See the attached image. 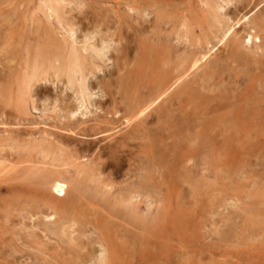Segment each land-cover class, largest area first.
I'll use <instances>...</instances> for the list:
<instances>
[{
    "label": "rangeland",
    "instance_id": "rangeland-1",
    "mask_svg": "<svg viewBox=\"0 0 264 264\" xmlns=\"http://www.w3.org/2000/svg\"><path fill=\"white\" fill-rule=\"evenodd\" d=\"M84 1L86 3L84 2L83 6H77L73 2L65 5L64 15L70 16L73 13L71 15L73 16L76 13L78 14H76L78 23L74 26V28L76 29L74 32L75 36L77 37L76 38L74 36V33L72 37L68 36V33H66L63 29L61 30L59 27H57V25L54 24L53 20H49L51 23L48 20L47 22H45L46 17L41 13H44V8L43 10H41L39 0H0V17L2 16L0 18V35L2 36L0 37V154L4 153L3 150H1V146L3 144H11V142L14 141V147H16L15 149L13 148L12 150L6 151V154H8L6 157L7 160L10 158V162L13 161L11 163L13 165V169L7 173H0V248L2 249V253H0V255L2 254V256H0V264H88L89 261L92 260V257L96 256L99 251L98 241L100 239H102L103 242H112L116 245L115 250L113 247H110L111 251H113L111 254L112 258L110 259V264H264V58L260 57L264 54V51L262 52L260 49H258L261 52L256 51V53L252 56V51L254 50V45H252L254 44L253 42L250 45H241V50L240 48H236L234 50L231 49L229 43L216 44V39L209 36V38H211L209 39L208 46H211L210 43H212L211 47L213 49L209 52V59L206 58V62L205 60H202L205 67L204 65H202L195 72L180 81L178 85L174 86L175 91L171 92L172 96L169 100H174V142H178V140L179 142L177 144H173V146L171 147V141H168V139H163L164 141L162 144H160V140H155V143H157V145L159 146V152L161 151L160 153L162 154H157V157L159 158L155 157L156 159L153 160L157 169H153L155 168L154 164H152L153 167L149 164V166L147 167V171H139L140 173L147 172L143 177L149 179L148 182L152 183V186L155 187L156 191L154 190V194L150 193L148 195V198H141L142 203H139V205H141H138L139 210L137 211L140 213V215L147 216L148 218H158L159 216H161L162 219H158L155 222H149L145 224L129 220V218L124 215V217L119 216L120 219L115 218L116 221H113L114 218L112 217L109 218L110 220L105 219V217H107V215L109 214L108 212L116 209L118 205L114 204L111 201V198H109V193H111L112 189L108 193L103 186H99V184H97L95 181H99V179L107 180L108 177H110L115 179H112V183L114 187H116L118 185H123L124 181H129V175H132L134 171H132L133 169L128 168L125 161L122 162L121 166L114 167V171H112L111 166L110 169H103L104 167L102 166V168H100L101 170L98 171V167L101 166L95 164H98L101 161L104 162L105 159H96L93 155L94 153H91L90 151L82 152L84 155L80 153L79 160L76 159L74 161L81 162V164H88L92 168V170H90V173H94L97 176H94V181L83 178V176L81 177V179L84 180L81 181L82 186L88 191L92 190V192H96L95 197L97 200L90 202V204L92 205L88 204L89 212L86 214V216L88 215V219L90 218L89 222L85 220L86 223L79 224V226L75 225L70 229L67 228V233L70 232V230L74 229L78 232L74 230V233L72 232L73 234H65V239L63 240V236L61 241H59V239L55 237L56 235L49 232L52 228H56L57 224L55 227H53L54 225H51L48 221L42 220L39 214L32 215L29 218V214L26 213V211L29 210L30 212H35L38 207L44 208L43 204H41L40 202L41 198L46 199L51 195L49 189L41 184V177L45 172L55 167H52L49 164L48 157L42 158V155L38 152L40 148H46L49 153L51 152V155H49L52 156L55 155V152L57 153V151L53 148V145H55L56 142H59L57 141L58 138H60L59 140L68 141L72 138L76 143H78V145L80 144L81 146H83L84 144L87 146L88 143L93 142L98 144L99 146H103V144L106 145V143L110 144V142L112 143V140H108V138L103 139L102 136H100L102 138L101 139L100 137H97L99 135L94 136V138L91 137V139L84 136L83 139L80 134H78V136H74L73 134L71 135L64 131V123L67 122V116H69V114L67 115V113L56 109L58 107L57 101L55 103V110L52 109L56 96H60L59 98L62 97L61 99L63 101L69 99L71 105H73L74 107L79 104L76 100V96L73 90L66 87L61 80H54L52 82L51 80H48L43 83L32 85L35 86L33 88L31 87L30 89L32 90L30 91L32 93H30L32 97L29 98L30 96L26 94L24 96V101L18 102L19 100L17 99L16 94L18 89L17 83L19 79L17 75L21 73L30 57H32L33 51L36 48L37 44L45 40L46 35L44 37V34L46 33L42 31L44 30V27L50 32V34H52L53 36L55 35V38L59 37L57 38V40L65 42V40H67L68 38V42L75 40V42H78L77 46H80L84 39V36L87 35L86 32L93 29L92 27L94 24L92 25L91 23H99V27L97 29H99L100 31L96 30V35L91 38V40L89 39V42L86 41V44L91 43V41L94 44H98L101 40H107L109 38L111 44H109L110 47L107 52L108 54L104 56V58H106L105 60H103L104 58H92L91 49L89 48L88 44H85L86 47H88V50L83 51V54L85 53V55L87 56L90 55L89 57H91L95 65L98 66V69L95 72V77L90 78V80L92 79V81L105 80V78L107 79L109 71L113 69V66L115 67V62L112 57L118 53L120 42H123V44L126 43L125 45L128 46V49L126 50L128 52V55H126V58H131L132 55L136 53V46H134L136 45L135 42L137 41L142 44L141 42L144 34L147 35V33L144 32H147V27L152 26L153 24V26H155L152 30V32L155 33L154 38H158L153 42L159 44H163L164 42L165 44H172V48H174L175 46H177V48H182L184 46L186 48V52L189 51V49L191 50L193 46L188 43L187 39L183 35L184 27H181L182 23L187 25L190 20L191 26L189 25L190 23L187 26H189V28L191 27L190 29L191 34L193 35V39H197L198 37L203 38L204 36L209 35V32H215L213 29L218 27V25L216 26V24H214L215 27H212V25H210V27L208 26L206 19H204L202 16L204 14V6L201 4V2H199V0ZM149 1L163 2L164 6L162 9H164V11L166 12L164 16H161V18L159 19L156 18V20L153 21V13L149 14V12H145V14L141 15V13H139L138 11L127 12V6L129 5L141 11L149 8L148 10L150 11L151 8L148 7L147 4ZM242 2L243 0H240L239 3L235 4V6L233 4L228 5L225 12H237L236 10H238V7L240 6L239 4H242ZM263 4L264 2H261L260 4H257L255 6H253V4H249L248 6H246V9L250 10L248 12L249 17H252V14L257 10V8H259ZM37 5L39 6V8ZM136 5H138L139 7ZM229 6H231V8ZM232 6L234 8H232ZM39 10H41L40 13L42 17L38 15ZM34 11L37 13L34 14ZM6 13H9V15L6 16ZM83 13H85L84 16ZM43 16L45 19L43 18ZM6 17H9V19L7 20ZM36 18L39 20H37ZM86 18H88L89 20L87 19V21ZM102 18H104V20ZM158 20H160L162 23ZM81 21L84 22L82 23ZM47 23L49 25H47ZM155 23L159 24L156 25ZM11 26L12 28H10ZM36 26L38 27V29L41 28V30H36ZM220 26L221 25H219V27ZM248 26H251V24H242L241 26L238 25L235 26L234 29L236 31H239L241 27L246 28ZM52 27L53 29H55L53 30ZM198 27L200 29H198ZM83 28H85L84 31L82 30ZM138 28L140 29L136 31V29ZM10 30L12 32H10ZM81 30L83 34H81L82 32H80ZM263 31L260 33L262 34ZM40 32L41 34H43L41 35ZM55 32H61V36H57ZM137 32L141 33L140 36ZM13 33L15 35H12ZM206 33L207 35H205ZM106 34L108 35V37L105 36ZM134 34L137 37H135ZM7 36H9L10 38ZM38 36L41 41H38ZM131 36L134 37L135 42L134 40H131L133 39V37ZM36 37L37 40L35 42ZM100 37L104 38L101 39ZM123 37L124 39H127L128 37V39L125 41ZM2 38L3 42L1 41ZM79 38H82V41ZM118 38H120L121 40H119ZM167 38L169 39V41ZM262 39H264V37ZM33 41L35 46L33 45ZM128 41H130V43ZM131 41H133L134 43H131ZM166 41H168V43ZM75 42L74 44L76 45ZM115 43L119 47L116 46ZM128 44H133V47L131 46L130 48V45ZM228 44L230 47L228 46ZM245 46L249 47L246 48ZM250 46L252 48L251 50ZM261 46L264 48V44ZM114 48L115 50H113ZM205 49L206 47H204V50ZM22 50L24 52H22ZM131 51H133V53ZM247 51L249 52V54L247 53ZM238 52H240V55L238 54ZM130 55L131 57H129ZM237 56L240 58H238ZM110 57L111 59H109ZM245 58L248 60L246 61ZM255 58H257V61ZM259 58L260 62L258 61ZM239 59H241L242 62ZM224 61L226 64L224 63ZM209 63H211L212 65ZM7 64L9 65L7 66ZM215 65L217 66L215 67ZM12 66L15 68H13ZM201 68L204 69V71L207 68L208 70H210L211 68L212 70L214 69L215 73L223 78L222 80L225 79V84L222 83L219 88H214L215 91L204 90L203 88H201L203 82L199 79V76L204 73ZM225 69L227 74L225 72ZM232 69L233 72L230 71ZM232 74L234 77L232 76ZM246 76L247 79H245ZM239 78H241V80L244 78L246 81L244 79L243 81H240ZM258 79L259 81H261H256ZM240 82L241 85H239ZM259 83L261 84V86ZM228 84L230 85L228 86ZM234 86L235 88H233ZM182 87L186 88V94H183V92L181 93V90H184L182 89ZM99 90V88L95 89L94 94L99 96ZM60 92H62L61 95ZM193 93L201 97L204 96L203 98L205 99L203 101H201L200 98L195 99L192 103L187 99V97L189 94ZM42 94L45 95L42 96ZM98 96L94 97L98 99ZM73 97H75V99ZM32 98L34 99V102ZM96 98L92 99V104L95 103V101L97 100ZM250 99L254 100V102L250 101ZM256 99L258 100L257 102ZM207 102H209V106L207 105ZM255 102L258 104H256ZM51 103L53 104L51 105ZM165 103L166 101L162 102L160 107H163ZM92 104H85V108L84 106H80L75 113V116L68 118H70L73 122L77 120L75 123L79 121H88V123H92V119L97 114V110L92 107L94 106ZM199 104L202 107H200ZM252 107L256 109H253ZM49 109L51 111H49ZM217 115H219V117ZM228 121H230V123ZM213 128H215L216 130ZM116 129L119 132L112 134L110 137H117L121 134V131L125 130L123 126H119V128ZM191 132L194 133L191 134ZM190 136H192V138ZM78 138L80 139L79 141ZM54 139H56V142L53 141ZM233 139H236L237 141ZM25 142H32L31 146L26 143V146H29L27 147V149H22L21 146L19 147V145H25ZM132 142H138V140ZM70 147L71 145H69L68 147H63L64 154H66L65 158H67L68 156H72V153L68 152V149H70ZM204 151L207 153H205ZM65 152H67L68 154ZM175 152H177V154H175ZM180 153L182 156L180 155ZM172 154L174 155L172 156ZM173 157H175L176 160ZM186 157H190L191 160L189 159V161H185L184 159ZM161 158L164 160V162L161 161ZM179 159L182 160L180 161ZM68 160L67 162L69 163L70 159ZM157 160L159 161V164L156 162ZM2 164H8V162L3 161ZM93 165H95V167ZM165 165L167 166V168ZM180 165L183 167L182 171H180ZM160 168L162 169L160 170ZM32 169H34L35 171ZM68 169H70V167ZM178 169L179 171H177ZM137 172H135V174H137ZM107 173L111 175L107 176ZM150 173H152L153 176ZM152 178H154V181L152 180ZM162 187L164 189H162ZM158 188L160 190H157ZM71 189L72 185L69 184L67 191L68 196L73 193V189L72 193ZM148 199H151V203ZM94 202L98 205H96ZM80 203V206L71 210L65 202L64 212L66 213L64 215L67 216L71 213L76 212L80 214L79 211H84L86 208L84 200ZM148 205L151 207H149ZM147 207L150 209L147 210ZM148 212L151 213L149 214ZM23 218L25 219L23 220ZM21 220L24 223L28 222L25 224L33 226L34 224H37L35 226L36 229L34 227L29 228L28 225L27 230L26 228H21ZM132 222L137 224V226ZM44 226L45 229H43ZM112 226L115 230H113ZM31 229L33 231H31ZM46 230L49 235L46 233ZM29 231L32 233H30ZM81 233L83 234L81 235ZM70 235L74 238L78 237V240H80L78 241L80 247L82 246V248H86L82 250L79 248V245L77 246L73 244V249L69 250V247L72 244L69 241ZM45 236L49 237H47L48 242ZM49 242L50 245L48 244ZM92 242L93 244H91ZM20 243H23L24 246L22 247V244L20 245ZM123 245L125 246V248ZM117 247L119 248L117 249ZM12 248L15 249L11 250ZM95 248L97 249V251ZM85 252H87L86 256L89 254L88 257H86L88 259L82 261L79 258L84 255ZM79 253H81L82 255H80ZM74 256L75 258H73ZM69 257H71L72 259Z\"/></svg>",
    "mask_w": 264,
    "mask_h": 264
},
{
    "label": "bare ground",
    "instance_id": "bare-ground-1",
    "mask_svg": "<svg viewBox=\"0 0 264 264\" xmlns=\"http://www.w3.org/2000/svg\"><path fill=\"white\" fill-rule=\"evenodd\" d=\"M40 1V7L41 10H43L44 8V13L41 12V10L38 11V15L41 16L44 14V16L46 17L45 22H47V20H53L54 24L57 25V27H59L61 30L63 29L66 33H68V36L72 37L73 33L75 32V24L78 23V18L76 17V14L73 16H66L65 14V5L73 2L74 4L78 5H82L84 4V0H39ZM123 2V1H122ZM199 2H201V4L204 6L203 8V18L206 19L208 26L210 27V25H212V27H215L214 24H216V26L218 25V27L214 28L213 30L215 32H209V35H207V33L203 38H197V39H193V35L191 34V27L189 28V26H187L190 23L186 25L184 23H182L181 27H184L183 31V35L184 37L187 39L188 43H190L193 48L189 51L186 52V48L183 46H181L182 48H177V46H175L174 48H172V44H165V42L163 44H159L156 42H153L156 37L154 38V32H152L153 28L155 26H149L147 27V33L144 34L143 39H142V44H140L139 42H135L134 37L131 40H134V42L136 43V53H134V55H131L129 57L131 58H126V55H128V52L126 51L128 49V46H126L125 44H123V42H120V48L119 51L116 55H114L112 58L115 62V67L113 66V69H111V71H109L108 73V77L107 79L105 78V80H99V81H92V79L90 80L91 77H95V72L98 69V66L95 65V63L93 62L92 58L97 57L98 59H103L104 56L106 54H108V50L111 44L110 42V38L109 39H105V40H101L98 44H94L92 43H87L89 48L91 49V53H92V58L85 55V53L83 54V51L88 50L86 47V41L89 42L88 40L91 38H93L96 34V30L99 27V23L97 22H93L91 23L93 25V29L89 30L87 33V35L84 36V39L80 45L77 46L78 42H75V40L73 41L72 38L70 41L68 42L67 40H69L67 38V40H65V42H61L59 40H57V38H55L52 34H50V32L45 29L42 30L44 33V37L45 40L43 42H40L39 44H37L36 48L33 51L32 57H30V59L28 60V62L26 63V65L24 66V68L22 69L21 73L18 74V89H17V99L19 100L18 102H22L24 101V96L26 94H28L31 98L32 96L30 95V90L31 87H35L32 85L35 84H39V83H43L45 81L51 80L52 81H62L64 83V85L68 88H70L71 90H73L75 96H76V100L78 101V104L76 107H74L73 105H71L70 100L68 101L67 99L65 101H63L61 98H59L60 96H56L55 100H54V104L51 103L52 109L55 110V103L56 101L58 102V107L56 108L59 111H63L64 113H67V115L69 114V116H67V122L64 123V131L69 133V134H73L74 136H78V134L81 135V137L83 138L88 137L89 139L94 138V136L99 135L97 137L102 136L103 139L108 138V140H112V143L110 142V144L106 143V145L103 144V146H99L96 143H88L87 146L83 145L81 146L80 144L78 145V143H76L74 141V139H70L68 140H59L60 138H58L56 142L54 139L53 141H55V145H53V148L57 151V153L55 152V155L50 156L51 152L49 153L48 150L46 148H40V150L38 151L41 155L42 158H49V164L52 167L51 170L47 171L44 173V175L41 177V184L43 186H46L49 189V192L51 193L50 197L48 198H41V204H43V207H38L37 210H35V212H30L29 210L26 211V213L29 214V218L32 215L35 214H39L40 218L44 221H48L51 225H54L53 227L56 226V228H52L49 232L53 233L54 235H56L55 237H57L59 239V241H61L62 237L65 234H73L74 230H70V232L67 233V228L70 229L75 225L82 224V223H86L85 220H87L89 222L90 218L88 219V215L86 216V214L89 212V208H88V204H90V202H93L96 199V192H92V190H87L82 186L81 181L83 179H81V177L83 176V178H87L88 180L94 181V176H96L94 173H90V170H92L91 166H89L86 163H82L81 162H74L76 159L79 160L80 158V153L83 154L82 152H88L90 151L91 153H94L93 155L95 156L96 159H105L104 162H99L98 164L96 163L95 165H100L101 167H98V171L101 170L100 168H102V166L105 168L110 169V166L112 168V171L114 167L117 166H121L122 162H126L128 168L133 169L132 171H134L132 173V175H129V181H124L123 185H118L116 187H114L113 183H112V179L108 177L107 180H100L99 181H95L97 184H99V186H103L106 189V192H110V190L112 189L111 193H109V198H111V201L118 205V209H114L111 212H108L109 214L107 215V217H105V219L110 220L109 218L112 217L114 218L113 221L119 218V216L124 217L126 216L127 218H129V220H132L134 222L137 223H141V224H145V223H149V222H155L158 219H162L161 216H159L158 218H148L147 216H143L140 215V213L137 211L139 210V203L141 202V198H148V195L150 193L154 194V190L156 191L155 187L152 186V183H149L147 178H144V174H146L147 172L144 173H140L141 171H147V167L149 166V164L152 166V164H154L155 168L153 169H157L156 165L154 163L153 160H155L158 155L157 154H161L159 152V146L157 145V143H155V140H160V144L163 143L164 140L171 141L170 146L172 147L173 144H177L179 142H174V100H169L170 97L172 96V91L174 90V86L178 85L180 83V81H182L185 77H187L188 75L192 74L193 72H195L198 68H200L203 64L202 60L206 62V58L209 59V52L213 49L212 43L211 46L209 44V39L211 37L216 39V44H223V43H229L231 46V49H236V48H240L241 45H250L252 42L254 44L253 48L254 50L252 51L253 54L252 56L256 53V51L258 52H263L264 48L261 46L264 44V39H262L264 37V4L262 6H260L259 8H257V10L252 14V17H249L248 12L250 11L249 9H246V6H248L249 4H253V6L260 4L261 2H264V0H243L242 4H239L240 6L238 7V10H236L237 12L234 11H227L225 12L226 8L228 7V5L233 4L235 6L236 3H239L240 0H199ZM86 3V2H85ZM72 4V3H71ZM148 7L151 8V10L149 11L148 9H144V10H139L137 8L131 7L130 5L127 6V12L130 11H138L139 13L145 14L149 12V14L153 13V21L159 18H161V16H164V14L166 13L164 11L163 6V2H158V1H153V2H148ZM3 5V4H2ZM38 6V5H37ZM74 6V5H73ZM79 6V7H80ZM138 6V5H136ZM173 6V5H172ZM67 7V6H66ZM69 7V6H68ZM76 7V6H75ZM74 7V8H75ZM139 7V6H138ZM176 7V5H175ZM231 8V6H229ZM36 8V7H35ZM39 8V6H38ZM229 8V9H230ZM232 8H234L232 6ZM19 9V8H18ZM178 9V8H177ZM80 10V9H79ZM166 10V9H165ZM234 10V9H233ZM2 11V10H1ZM3 12V11H2ZM35 12V11H34ZM41 12V13H40ZM71 12V11H70ZM33 13V11H32ZM37 12H35L34 14H36ZM7 14V15H6ZM5 15L8 16L9 13H6ZM70 14V13H69ZM1 15V13H0ZM78 15V14H77ZM81 15V14H80ZM85 15V13H83V16ZM36 16V15H35ZM43 16V18H44ZM87 16V15H86ZM104 16V15H103ZM173 16V15H172ZM2 17V16H1ZM0 17V18H1ZM13 17V16H12ZM34 17V16H33ZM39 17V16H38ZM42 17V16H41ZM93 17V16H92ZM96 17V16H95ZM101 17V16H100ZM5 18V17H4ZM3 18V20H4ZM31 18V17H30ZM6 19L8 20L9 17H6ZM11 19V18H10ZM32 19V18H31ZM37 19V18H36ZM35 19V20H36ZM45 19V18H44ZM75 19V21H74ZM81 19V18H80ZM88 18H86L87 20ZM93 19V18H92ZM104 20V18H102ZM165 19V18H164ZM2 20V21H3ZM34 20V21H35ZM39 20V19H37ZM42 20V19H40ZM83 20V19H82ZM89 20V19H88ZM87 20V21H88ZM169 20V19H168ZM32 21V20H31ZM160 21V20H158ZM163 21V20H162ZM33 22V21H32ZM50 22V21H49ZM82 22V21H81ZM84 22V21H83ZM82 22V23H83ZM99 22V21H98ZM152 22V21H150ZM161 22V21H160ZM164 22V21H163ZM5 23V22H4ZM36 23V22H35ZM34 23V25H35ZM51 23V22H50ZM101 23V22H100ZM157 23V22H156ZM155 23V24H156ZM162 23V22H161ZM167 23V22H166ZM251 24V26H248L246 28L241 27V29H239V31H236L234 28L235 26L238 25H242V24ZM41 24V23H40ZM39 24V25H40ZM90 24V22H89ZM159 24V23H158ZM156 24V25H158ZM193 24V23H192ZM2 25V24H1ZM37 25V24H36ZM47 25H49L47 23ZM80 25V24H79ZM180 25V24H179ZM191 26V23L189 24ZM219 25H221L219 27ZM5 26V25H4ZM13 26V25H12ZM12 26L10 28H12ZM38 26V25H37ZM36 26V30H41L38 29V27ZM77 26V25H76ZM82 26V25H81ZM107 26V25H106ZM194 26V25H193ZM196 26V25H195ZM14 27V26H13ZM40 27V26H39ZM43 27V26H42ZM67 27V28H66ZM108 27V26H107ZM207 27V26H206ZM208 27V28H209ZM1 28V27H0ZM4 28V27H3ZM8 28V26H7ZM48 28V27H47ZM56 28V26H55ZM54 28V29H55ZM145 28V27H144ZM177 28V27H176ZM203 28V27H202ZM53 29V27H52ZM51 29V30H52ZM53 29V30H54ZM59 29V30H60ZM85 28H83L82 30L84 31ZM102 29V28H101ZM140 28L136 29L139 30ZM173 29V28H172ZM180 29V28H179ZM195 29V28H194ZM198 29H200L198 27ZM5 30V29H4ZM14 30V29H13ZM60 30V31H61ZM82 30L80 32H82ZM107 30V29H106ZM129 30V29H128ZM142 30V29H141ZM182 30V29H181ZM15 31V30H14ZM38 31V33H39ZM78 31V30H77ZM100 31V30H99ZM103 31V30H101ZM156 31V30H155ZM159 31V30H158ZM199 31V30H198ZM263 33L261 34L260 32ZM3 32V31H2ZM10 32H12L10 30ZM37 32V31H36ZM62 32V31H61ZM61 32H55L58 35L61 36ZM135 32V31H134ZM190 32V33H189ZM111 33V32H110ZM138 33V32H137ZM158 33V32H157ZM177 33V32H175ZM199 33V32H198ZM2 34V33H1ZM8 34V33H7ZM11 34V33H10ZM22 34V33H21ZM32 34V33H31ZM41 34V32H40ZM43 34V33H42ZM41 34V35H42ZM77 34V33H76ZM83 34V32L81 33ZM101 34V33H100ZM105 34V32H104ZM139 36L141 33H138ZM143 34V33H142ZM167 34V33H166ZM5 35V33H4ZM3 35V36H4ZM9 35V34H8ZM12 35H15L14 33ZM102 35V34H101ZM122 35V34H121ZM120 35V38H121ZM137 35V34H136ZM19 36V35H18ZM64 36V35H63ZM62 36V38H63ZM66 36V34H65ZM64 36V37H65ZM75 36V33H74ZM83 36V35H82ZM105 36L108 37V35L106 34ZM104 36V37H105ZM123 36V35H122ZM135 36V34H134ZM142 36V35H141ZM209 36H211L209 38ZM261 36V37H260ZM0 37H2L0 35ZM9 37V36H7ZM42 37V38H44ZM69 37V38H70ZM76 37V36H75ZM104 37H100L101 39ZM137 37V36H135ZM183 37V36H182ZM195 37V35H194ZM207 37V38H205ZM4 38V37H3ZM3 38L1 39V41L3 40ZM10 38V37H9ZM8 38V39H9ZM77 38V37H76ZM120 38H118L119 40H121ZM154 38V39H153ZM181 38V37H180ZM212 38V39H213ZM33 39V38H32ZM78 39V40H79ZM124 39V37H123ZM128 39V37H127ZM127 39H124L125 41ZM130 39V38H129ZM141 39V38H140ZM158 39V38H157ZM156 39V40H157ZM160 39V38H159ZM165 39V38H164ZM163 39V41H164ZM168 39V38H167ZM13 40V39H12ZM37 40V37L35 39V42ZM39 36H38V41H39ZM93 40V39H92ZM145 40V41H144ZM152 42H150V41ZM155 40V41H156ZM166 40V39H165ZM177 40V38H176ZM11 41V40H10ZM41 41V40H40ZM112 41V40H111ZM149 41V42H148ZM169 41V39H168ZM168 41H166L168 43ZM185 41V40H183ZM186 41V42H187ZM215 41V40H214ZM3 42V41H2ZM28 42V41H27ZM74 42L76 43V45L74 44ZM110 42V43H109ZM113 42V41H112ZM130 43V41H128ZM133 41H131L132 43ZM133 42V43H134ZM19 43V42H18ZM21 43V42H20ZM119 43V41H118ZM170 43V42H169ZM30 44V42H29ZM36 44V43H35ZM86 44V45H85ZM116 44V43H115ZM174 44V43H173ZM228 44V46H229ZM10 45V44H9ZM33 45H34V41H33ZM130 45V44H128ZM133 45V44H132ZM130 45L129 47L131 48ZM175 45V44H174ZM31 46V45H30ZM35 46V45H34ZM116 46H118L116 44ZM118 46V47H119ZM172 46V47H171ZM229 46V47H230ZM133 47V46H132ZM187 47V46H186ZM204 47H206V49L204 50ZM246 47V46H245ZM249 47V46H248ZM246 47V48H248ZM134 48V49H135ZM26 49V48H24ZM23 49V50H24ZM31 49V48H30ZM133 49V50H134ZM185 49V50H184ZM217 49V48H216ZM251 46H250V50H251ZM258 49H260L261 51H259ZM22 50V52H24ZM115 50V48L113 49ZM112 50V51H113ZM130 50V49H129ZM241 50V48H240ZM243 50V49H242ZM1 51V50H0ZM27 51V50H26ZM90 51V50H89ZM117 51V50H116ZM231 51V50H230ZM244 51V50H243ZM249 51V50H248ZM247 51V53L249 54V52ZM82 52V53H81ZM133 53V51H131ZM216 52V51H215ZM214 52V53H215ZM228 52V51H227ZM234 52V51H233ZM90 53V54H91ZM130 53V52H129ZM240 52H238L239 54ZM264 53V52H263ZM24 54V53H23ZM87 54V53H86ZM211 54V53H210ZM227 54V53H226ZM233 54V53H232ZM237 54V55H238ZM262 54V53H261ZM260 54V55H261ZM110 55V54H109ZM215 55V54H214ZM229 55V54H228ZM240 55V54H239ZM243 55V54H242ZM246 55V54H244ZM259 55V56H260ZM1 56V54H0ZM87 56V57H86ZM234 56V55H233ZM89 57V59H88ZM109 57V56H108ZM232 57V56H231ZM236 57V56H235ZM238 57V56H237ZM244 57V56H243ZM249 57V56H248ZM256 57V56H255ZM260 57L264 58V54ZM230 58V56H229ZM234 58V57H233ZM240 58V57H238ZM16 59V58H15ZM106 58H104L103 60H105ZM111 59V57L109 58ZM212 59V58H211ZM219 59V57H218ZM246 59V58H245ZM250 59V58H249ZM257 61V58H255ZM241 60V59H239ZM248 59H246L247 61ZM260 60V58L258 59V61ZM234 61V60H233ZM102 62V61H101ZM208 62V61H207ZM242 62V60H241ZM249 62V61H248ZM260 62V61H259ZM103 63V62H102ZM216 63V62H215ZM225 63V61H224ZM264 63V62H263ZM211 64V63H209ZM221 64V63H219ZM226 64V63H225ZM240 64V63H239ZM238 64V66H239ZM245 64V63H244ZM247 64V62H246ZM250 64V63H249ZM9 64H7L8 66ZM208 65V64H207ZM212 65V64H211ZM232 65V64H231ZM230 65V66H231ZM258 65V64H257ZM264 65V64H263ZM11 66V65H10ZM101 66V65H100ZM105 66V65H104ZM217 65H215L216 67ZM222 66V65H219ZM226 66V65H225ZM235 66V65H234ZM233 66V67H234ZM248 66V65H247ZM13 67V66H12ZM205 67V65H204ZM210 67V65H209ZM264 67V66H263ZM10 68V67H9ZM15 68V67H13ZM226 68V67H225ZM249 68V67H248ZM254 68V67H253ZM261 68V67H259ZM7 69V68H6ZM247 69V67H246ZM13 70V69H12ZM16 70V69H15ZM19 70V69H18ZM201 70L204 71V69L201 68ZM216 70V69H215ZM245 70V69H244ZM8 71V70H7ZM17 71V70H16ZM217 71V70H216ZM223 71H224V67H223ZM231 72H233V69L230 70ZM251 71V70H250ZM259 71V70H258ZM257 71V72H258ZM226 72V69H225ZM230 72V73H231ZM256 72V71H255ZM4 73V72H3ZM17 73V72H16ZM224 73V72H223ZM227 74V72H226ZM248 74V73H247ZM15 76V74H14ZM233 76V74H232ZM245 76V75H244ZM243 76V77H244ZM191 77V76H190ZM234 77V76H233ZM196 78V77H195ZM188 79V78H187ZM199 79L203 82V85L201 88H203L204 90L207 91H213L214 88L216 87H220V85H222V83L225 84L224 80H222L223 78L221 76H219L217 73H215L214 69L212 70V68L210 70H208V68L204 71V73H202L199 76ZM244 79V78H243ZM243 79L241 80V78H239L240 81H243ZM247 79V76L246 78ZM244 79V80H245ZM94 80V79H93ZM238 80V79H237ZM195 81V80H194ZM246 81V80H245ZM256 81H259L256 80ZM261 81V80H260ZM259 81V82H260ZM50 82V81H49ZM200 82V81H199ZM228 83V82H227ZM245 83V82H244ZM4 84V83H3ZM57 84V83H56ZM61 84V83H60ZM243 84V82H242ZM260 84V83H259ZM258 84V86H259ZM52 85V84H51ZM194 85V84H193ZM230 84H228L229 86ZM239 85H241V82L239 83ZM7 86V85H6ZM227 86V87H228ZM261 86V84H260ZM259 86V88H260ZM38 87V86H37ZM41 87V86H40ZM222 87V86H221ZM264 87V86H263ZM99 88L100 90V94L99 96L94 94V90ZM180 88V86H179ZM224 88V87H223ZM235 88V86L233 87ZM38 89V88H37ZM44 89V88H43ZM183 91L181 90V93L183 92V94H186V88H183ZM254 89V88H252ZM40 90V89H39ZM62 90V89H61ZM223 90V89H222ZM239 90V89H238ZM188 91V90H187ZM191 91V90H190ZM189 91V92H190ZM215 91V90H214ZM220 91V90H218ZM235 91V90H233ZM237 91V90H236ZM242 91V90H241ZM38 92V91H37ZM222 92V91H221ZM34 93V92H33ZM36 93V91H35ZM39 93V92H38ZM42 93V92H41ZM40 93V94H41ZM62 92H60L61 95ZM232 93V92H231ZM32 94V93H31ZM58 94V93H57ZM73 94V95H74ZM174 94V93H173ZM230 94V93H228ZM246 94V93H245ZM8 95V94H7ZM36 95V94H35ZM45 94H42V96ZM224 95V94H223ZM10 96V95H9ZM94 96H98L99 98L97 99ZM39 97V96H38ZM68 97V96H67ZM185 97V96H184ZM204 97V96H203ZM197 94H189L187 99L190 100L192 103L194 102L195 99H201V101H203L205 98H203ZM247 97V96H246ZM34 98V97H33ZM32 98V99H33ZM72 98V96H71ZM75 99V97H73ZM96 98L97 100L95 101L94 104H92V99ZM177 98V97H176ZM253 98V97H252ZM260 98V97H259ZM7 99V98H6ZM39 99V98H38ZM49 99V98H48ZM172 99V98H171ZM178 99V98H177ZM244 99V97H243ZM249 99V98H248ZM9 100V99H8ZM42 100V99H41ZM46 100V98H45ZM242 100V99H241ZM36 101V100H35ZM52 101V100H51ZM166 101L165 105L163 107L161 106V103ZM177 101V100H176ZM179 101V100H178ZM200 101V103H201ZM235 101V100H234ZM249 101V100H248ZM250 101L254 102V100L250 99ZM258 100L256 99V102ZM34 102V99H33ZM53 102V101H52ZM76 102V101H75ZM180 102V101H179ZM183 102V101H182ZM198 102V101H197ZM196 102V103H197ZM255 102V103H256ZM209 102H207L208 105ZM246 103V102H245ZM243 103V104H245ZM1 104V103H0ZM14 104V103H13ZM21 104V103H20ZM34 104V103H33ZM73 104V103H72ZM85 104H92L96 110H97V114L96 116L92 119V123H88V121H79L77 123H75L77 120H75V122L71 121L70 118L68 117H74L75 113L77 112V110L79 109L80 106H84L85 108ZM181 104V103H180ZM195 104V103H194ZM258 104V103H256ZM7 105V103H6ZM200 105V104H199ZM238 105V104H237ZM21 106V105H20ZM27 106V105H26ZM30 106V105H29ZM186 106V105H185ZM209 106V105H208ZM225 106V105H223ZM222 106V107H223ZM235 106V105H234ZM239 106V105H238ZM252 106V105H251ZM5 107V106H4ZM90 107V106H89ZM176 107V106H175ZM199 107V106H198ZM200 107H202L200 105ZM262 107V106H261ZM7 108V107H6ZM47 108V107H46ZM188 108V107H187ZM247 108V107H246ZM253 108V107H252ZM259 108V107H258ZM37 109V108H35ZM224 109V108H223ZM229 109V108H228ZM233 109V107H232ZM251 109V108H250ZM256 109V108H253ZM176 110V109H175ZM180 110V109H179ZM249 110V108H248ZM24 111V110H23ZM49 111H51L49 109ZM181 111V110H180ZM212 111V110H211ZM231 111V110H230ZM253 111V110H252ZM255 111V110H254ZM86 112V111H85ZM4 113V112H3ZM58 113V112H57ZM231 113V112H230ZM245 113V112H244ZM257 113V112H256ZM255 113V114H256ZM194 114V113H193ZM201 114V112H200ZM210 114V113H209ZM258 114V113H257ZM198 115V113H197ZM224 115V114H223ZM230 115V114H229ZM259 115V114H258ZM64 116V117H66ZM84 116V115H83ZM219 117V115H217ZM19 117V116H18ZM195 117V116H194ZM89 118V117H88ZM184 118V117H183ZM251 118V117H250ZM222 119V117H221ZM183 120V119H182ZM253 120V119H252ZM256 120V119H255ZM259 120V119H258ZM16 121V120H15ZM231 121V120H230ZM230 121H228L230 123ZM236 121V120H235ZM1 122V121H0ZM26 122V121H25ZM182 122V121H181ZM257 122V121H256ZM263 122V121H262ZM4 123V122H3ZM61 123V122H60ZM184 123V122H183ZM192 123V122H191ZM258 123V122H257ZM260 123V122H259ZM204 124V123H203ZM227 124V123H226ZM256 124V123H254ZM28 125V124H27ZM62 125V124H61ZM119 126H123L125 130L121 131V134L117 137H110L112 134L114 133H118L119 131H117L116 128H119ZM209 126V125H208ZM226 126V125H225ZM252 126V125H251ZM258 126V125H257ZM181 127V126H180ZM212 127V126H211ZM230 127V126H229ZM256 127V126H255ZM259 127V126H258ZM187 128V127H186ZM60 129V128H59ZM184 129V127H183ZM215 129V128H213ZM119 130V129H118ZM203 130V129H201ZM216 130V129H215ZM223 130V128H222ZM221 130V131H222ZM177 131V130H176ZM207 131V130H206ZM254 131V130H253ZM43 132V131H42ZM52 132V131H51ZM186 132V131H185ZM195 132V131H194ZM194 132H191L194 133ZM212 132V131H211ZM60 133V132H59ZM188 133V132H187ZM222 134V133H221ZM228 134V133H227ZM237 134V133H236ZM254 134V133H253ZM41 135V134H40ZM45 135V134H44ZM62 135V134H61ZM181 135V134H180ZM245 135V134H244ZM248 135V134H247ZM58 136V135H57ZM204 136V135H202ZM224 136V134H223ZM238 136V135H237ZM62 137V136H60ZM192 138V136H190ZM3 138V137H1ZM96 138V137H95ZM101 138V137H100ZM99 138V139H100ZM101 138V139H102ZM221 138V137H219ZM239 138V137H238ZM249 138V137H248ZM251 138V137H250ZM254 138V137H253ZM47 139V138H46ZM77 139V138H76ZM84 139V138H83ZM82 139V140H83ZM98 139V140H99ZM164 139V140H163ZM177 139V138H176ZM207 139V138H206ZM226 139V138H223ZM4 140V139H3ZM6 140V139H5ZM80 139L78 138V141ZM138 140V142H132V141H136ZM197 140V139H196ZM236 140V139H233ZM46 141V140H45ZM77 141V140H76ZM84 141V140H83ZM181 141V140H180ZM186 141V140H185ZM188 141V140H187ZM237 141V140H236ZM242 141V140H241ZM13 142V143H12ZM11 144H3L1 146V150H3V154H0V173H7L9 171H11L13 169V165L11 164L12 162H10V158L7 160V155L6 151L7 150H12L13 148L15 149L16 147H14V141H12ZM75 142V143H74ZM82 142V141H81ZM183 142V141H182ZM25 145H19V147L21 146L22 149H27V147L31 146V143L29 142V146ZM85 143V142H84ZM184 143V142H183ZM188 143V142H187ZM190 143V142H189ZM24 144V143H23ZM196 144V143H195ZM49 145V144H48ZM69 145H71L70 149H68V152L72 153V156H68L67 158H65L66 154H64V150L63 147H68ZM193 145V144H192ZM211 145V143H210ZM213 145V144H212ZM217 145V144H216ZM215 145V146H216ZM40 146V145H38ZM194 146V145H193ZM206 146V145H205ZM229 146V145H228ZM37 147V146H36ZM208 147V146H207ZM175 148V147H174ZM184 148V147H183ZM188 148V147H186ZM244 148V147H243ZM195 149V148H194ZM202 149V148H200ZM199 149V150H200ZM168 150V149H167ZM16 151V150H15ZM95 151V152H94ZM174 151V150H173ZM237 151V150H236ZM159 152V153H158ZM181 152V151H180ZM196 152V151H195ZM205 152V151H204ZM216 152V151H215ZM53 153V152H52ZM67 153V152H65ZM179 153V152H178ZM207 153V152H205ZM204 153V154H205ZM209 153V152H208ZM50 154V155H49ZM68 154V153H67ZM169 154V153H168ZM175 154H177V152H175ZM40 155V156H41ZM71 155V154H70ZM84 155V154H83ZM92 155V154H91ZM162 155V154H161ZM174 154H172L173 156ZM179 155V154H178ZM177 155V156H178ZM181 155V153H180ZM179 155V156H180ZM195 155V154H192ZM182 156V155H181ZM187 156V155H186ZM236 156V155H235ZM168 157V156H167ZM188 157V156H187ZM185 158V161H189V158ZM201 157V156H199ZM204 157V156H203ZM93 158V157H92ZM159 158V157H157ZM175 160L176 158L173 157ZM172 158V159H173ZM182 158V157H181ZM196 158V157H195ZM70 159V162L68 163L67 160ZM162 159V158H161ZM166 159V158H165ZM171 159V158H170ZM211 159V157H210ZM89 160V159H88ZM95 160V159H94ZM160 160V159H159ZM167 160V159H166ZM174 160V161H175ZM180 160V159H179ZM182 160V159H181ZM180 160V161H181ZM191 160V159H190ZM244 160V159H243ZM3 161H7L8 164H2ZM69 161V160H68ZM161 161L164 162V160L162 159ZM169 161V159H168ZM201 161V160H200ZM157 163L159 162L158 160L156 161ZM171 162V160H170ZM91 163V161H90ZM156 163V164H157ZM169 163V162H168ZM189 163V162H187ZM43 164V163H42ZM159 164V163H158ZM167 164V162H166ZM92 165V164H91ZM95 165H93L95 167ZM125 165V164H124ZM162 165V164H161ZM158 166V165H157ZM166 166V165H165ZM181 166V165H180ZM185 166V165H184ZM189 166V165H187ZM191 166V165H190ZM62 167V168H60ZM67 167V168H66ZM70 167V169H68ZM97 167V166H96ZM133 167V168H131ZM153 167V166H152ZM198 167V166H197ZM29 168V167H28ZM167 168V166H166ZM178 168V167H177ZM125 169V168H124ZM152 169V168H150ZM162 168H160L161 170ZM183 167L181 166V170L182 171ZM195 169V168H194ZM18 170V169H17ZM27 170V169H26ZM31 170V169H30ZM34 170V169H32ZM126 170V169H125ZM159 170V171H160ZM176 170V169H175ZM186 170V169H185ZM19 171V170H18ZM35 171V170H34ZM45 171V169H44ZM94 171V170H93ZM121 171V170H120ZM128 171V170H127ZM126 171V172H127ZM131 171V172H132ZM138 171V172H137ZM140 171V172H139ZM179 171V169L177 170ZM105 172V171H104ZM110 172V170H109ZM135 172H137V174H135ZM31 173V172H30ZM112 173V172H111ZM122 173V172H121ZM153 173V172H152ZM152 173H150L152 175ZM155 173V171H154ZM158 173V172H157ZM173 173V171H172ZM192 173V172H191ZM227 173V172H226ZM118 174V172H117ZM123 174V173H122ZM129 174V173H128ZM26 175V174H25ZM98 175V174H97ZM103 175V174H102ZM111 174L107 173V176H109ZM115 175V173H114ZM169 175V174H168ZM5 176V175H4ZM27 176V175H26ZM124 176V175H123ZM127 176V175H126ZM153 176V175H152ZM97 177V176H96ZM117 177V176H116ZM121 178V177H120ZM134 178V179H133ZM181 178V177H180ZM126 179V178H125ZM154 178H152L153 180ZM96 180V179H95ZM98 180V179H97ZM115 180V179H113ZM128 180V178H127ZM84 181V180H83ZM154 181V180H153ZM185 181V180H183ZM1 182V181H0ZM119 182V181H118ZM123 182V181H122ZM152 182V181H151ZM166 182V181H165ZM115 183V182H114ZM162 183V182H161ZM40 184V183H39ZM71 184L72 185V189H73V193H72V189H71V193L69 196L67 194L68 191V185ZM41 185V186H42ZM86 185V184H85ZM89 185V184H88ZM185 185V184H184ZM91 186V185H90ZM70 187V186H69ZM97 188V187H96ZM114 188V189H113ZM160 188V187H159ZM157 190H160V189ZM203 188V187H202ZM70 189V188H69ZM162 189H164L162 187ZM173 189V188H172ZM185 189V188H184ZM99 190V189H98ZM181 190V189H180ZM192 190V189H191ZM165 191V190H164ZM210 191V190H209ZM98 192V191H97ZM161 193V192H160ZM166 193V192H165ZM159 194V192H158ZM104 195V194H103ZM156 195V194H155ZM181 195V194H180ZM158 196V195H157ZM162 196V195H161ZM184 196V195H183ZM163 198V197H162ZM165 198V197H164ZM167 198V197H166ZM178 198V197H177ZM180 198V197H179ZM242 198V197H241ZM154 199V198H153ZM84 200V204L86 206L84 211H79L80 214H78V212L76 213H71L67 216H65L64 214L66 212H64V207H65V202L66 204L70 207L69 209H75L78 206L81 205L80 202H82ZM108 200V199H107ZM150 200L151 203V199ZM147 200V201H148ZM154 201V200H153ZM98 202V201H97ZM167 202V201H166ZM95 203V202H94ZM109 203V202H108ZM149 203V205H150ZM162 203V202H161ZM168 203V202H167ZM185 203V202H183ZM234 203V202H233ZM96 204V203H95ZM147 204V203H146ZM153 204V203H152ZM160 204V203H159ZM163 204V203H162ZM181 204V203H180ZM98 205V204H96ZM139 205V206H138ZM148 205V206H149ZM23 206V205H22ZM144 206V205H142ZM141 206V207H142ZM166 206V205H165ZM101 207V206H100ZM151 207V206H149ZM36 208V207H35ZM81 208V207H80ZM98 208V207H97ZM105 209V208H104ZM150 209L147 207V210ZM164 209V208H163ZM24 210V209H23ZM31 210V209H30ZM107 210V208H106ZM142 210V209H141ZM156 210V209H154ZM170 210V209H169ZM151 211V210H149ZM30 212V213H29ZM146 212V211H145ZM149 213V212H148ZM151 213V212H150ZM149 213V214H150ZM92 215V214H91ZM95 215V214H94ZM124 215V216H123ZM37 216V215H36ZM2 217V216H1ZM27 217V215H26ZM3 218V217H2ZM39 218V217H38ZM67 218V219H66ZM126 218V219H127ZM25 218H23L24 220ZM94 219V218H93ZM120 219V218H119ZM36 220V218H35ZM96 220V218H95ZM20 221V220H19ZM22 221V220H21ZM40 221V220H39ZM116 221V220H115ZM28 223V222H25ZM23 221L21 222V228H26L27 230V225L29 226V228H35L36 229V225H29V224H25ZM32 223V222H31ZM34 223V222H33ZM39 223V222H37ZM42 223V222H41ZM67 223V225H66ZM133 223V222H132ZM135 224V223H133ZM39 225V224H38ZM87 225V224H86ZM98 225V224H97ZM137 226V224H135ZM43 226V225H41ZM40 226V227H41ZM125 226V225H124ZM52 227V226H51ZM96 227V226H95ZM113 227V226H112ZM20 228V229H21ZM39 228V227H38ZM37 228V229H38ZM110 228V226H109ZM127 228V227H126ZM45 229V226L44 228ZM120 229V227H119ZM24 230V229H23ZM42 230V229H41ZM81 230V229H80ZM79 230V231H80ZM100 230V229H99ZM112 230V229H111ZM113 230L114 227H113ZM112 230V231H113ZM127 230V229H126ZM31 231H33L31 229ZM44 231V230H43ZM76 231V230H75ZM110 231V230H109ZM125 231V230H124ZM30 232V231H29ZM73 232V233H72ZM78 232V231H76ZM82 232V231H81ZM119 232V231H118ZM116 232V233H118ZM32 233V232H30ZM46 233L48 234L47 230ZM35 234V233H34ZM43 234V233H42ZM45 234V233H44ZM83 233H81L82 235ZM28 235V234H27ZM36 235V234H35ZM49 235V234H48ZM88 235V234H87ZM90 235V234H89ZM118 235V234H117ZM43 236V235H42ZM78 236V234H77ZM116 236V235H115ZM119 236V235H118ZM128 236V235H127ZM33 237V236H32ZM46 237V236H45ZM48 237V236H47ZM46 237V240H47ZM68 237V236H67ZM95 237V236H94ZM125 237V236H123ZM43 238V237H42ZM49 238V237H48ZM51 239V238H50ZM53 239V238H52ZM55 239V238H54ZM65 239V236L63 238V240ZM45 240V239H44ZM127 240V239H126ZM53 241V240H51ZM69 241L72 243L69 247V250L73 249L74 245H79L80 249H85L84 247L82 248V246L80 247V244L78 241V237L74 238L70 235L69 237ZM48 242V240H47ZM46 242V243H47ZM55 242V241H54ZM90 242V241H89ZM56 243V242H55ZM85 243V242H84ZM111 243V244H110ZM103 242L102 239H100L98 241V245L100 247H98V253L96 256L92 257V260H87L89 261L88 264H110V259L112 258V252L110 247L114 248V250L116 249V245L112 242ZM124 243V242H123ZM22 244V247L24 246L23 243H20V245ZM38 244V243H37ZM50 245V242L48 243ZM45 244V245H48ZM52 244V242H51ZM60 244V243H59ZM58 244V245H59ZM74 244V245H73ZM86 244V243H85ZM93 244V242L91 243ZM29 245V244H28ZM57 246V245H56ZM54 246V247H56ZM69 246V244H68ZM90 246V245H89ZM88 246V248H89ZM95 246V245H94ZM124 246V245H123ZM130 246V245H129ZM26 247V244H25ZM49 247V246H48ZM62 247V246H59ZM92 247V246H91ZM42 248V247H41ZM46 248V246H45ZM51 248V246H50ZM77 248V247H76ZM75 248V249H76ZM119 247H117L118 249ZM125 248V246H124ZM15 248H12L11 250H13ZM56 249V248H54ZM53 249V250H54ZM92 249V248H91ZM96 249V248H95ZM51 250V249H50ZM81 250V251H82ZM88 250V249H87ZM90 250V249H89ZM42 251V250H41ZM97 251V249H96ZM95 251V253H96ZM38 252V251H37ZM80 252V251H79ZM121 252V251H120ZM0 253H2V249L0 248ZM58 253V252H57ZM62 253V252H61ZM86 253L84 255H82L81 253H79L80 255H82L79 259L80 260H85L88 259L86 257H88V255L86 256ZM34 254V253H33ZM7 255V254H5ZM23 255V254H22ZM78 255V254H77ZM94 255V254H93ZM114 255V254H113ZM2 256V254L0 255ZM28 256V255H27ZM64 256V254H63ZM47 257V256H46ZM90 257V256H89ZM71 258V257H69ZM75 258V256L73 257ZM31 259V258H29ZM72 259V258H71ZM78 259V260H79ZM91 259V258H89ZM57 260V259H56ZM76 260V261H78ZM62 261V260H61ZM32 262V261H31ZM39 262V261H38ZM84 263V262H83Z\"/></svg>",
    "mask_w": 264,
    "mask_h": 264
}]
</instances>
